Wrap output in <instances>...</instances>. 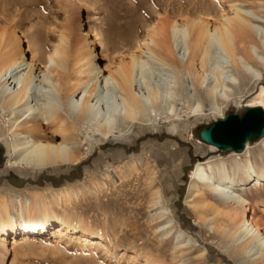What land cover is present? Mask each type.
<instances>
[{
    "label": "bare ground",
    "instance_id": "bare-ground-1",
    "mask_svg": "<svg viewBox=\"0 0 264 264\" xmlns=\"http://www.w3.org/2000/svg\"><path fill=\"white\" fill-rule=\"evenodd\" d=\"M31 8L29 2L19 4L18 10L4 19L7 27L0 29V118L11 139L5 164L21 169L20 175L26 170L32 174L78 163L82 129L107 139L128 123L175 115L182 97L190 101L192 115L209 111L218 114L220 120L225 117L222 106L253 85L256 91L248 94L245 107L260 108L264 113V26L259 24L264 20L238 4L230 5L229 15L221 16L218 24L202 19L189 24L174 21L170 39L175 56L165 42L155 45L151 38L141 45L139 54L130 55L128 64L119 63L112 69L96 64L106 60L105 52L99 41L95 40L96 49L93 47L86 30L81 33L72 65L63 30L53 45H46L45 25L24 32L22 28L31 18L23 14ZM33 18L46 19L43 12ZM13 29L19 30L22 51ZM250 35L256 43L247 42ZM151 65L161 72L160 84L150 85L145 80ZM191 76L199 77L198 89L192 84L188 89ZM199 89L210 102L209 110H203ZM256 143L259 148L252 149L248 142L241 154L230 153L235 158L228 162L196 163L186 192L187 200L198 197L201 205L196 207L197 217L230 246L241 264H264L262 218L256 216L257 207L247 199L252 190L264 187V136ZM61 199L69 200L70 194L58 190L55 200ZM35 203L44 205L39 221L24 220L23 214H30ZM160 203L161 197L156 204L162 216L168 214ZM45 207V201L36 197L8 200L0 196V242L13 249L43 237L50 214ZM10 209L15 215H10ZM55 221L50 229L55 243L74 234V245L81 250H107L101 238ZM171 223L169 220L166 226ZM184 242L192 241L187 236Z\"/></svg>",
    "mask_w": 264,
    "mask_h": 264
},
{
    "label": "rangeland",
    "instance_id": "rangeland-1",
    "mask_svg": "<svg viewBox=\"0 0 264 264\" xmlns=\"http://www.w3.org/2000/svg\"><path fill=\"white\" fill-rule=\"evenodd\" d=\"M25 2L32 8L23 14L24 18H31L22 28L24 32L45 25L46 45H53L63 30L72 65L74 53L81 45V33L86 30L93 47L96 49L99 41L105 52L106 60L96 61L103 69L128 64L130 55L139 54L141 45L151 38L155 45L165 42L175 56L170 39L174 21L189 24L202 19L218 24L221 16L229 15L234 3L264 20V0H0V29L7 27L4 19ZM40 12L45 20L32 19ZM13 31L22 51L24 43L19 30ZM250 36L247 42L256 43ZM262 73L264 86V70ZM144 76L150 85L162 81L156 65H151ZM190 78L187 86L192 84L198 89L199 77ZM247 87L249 93L242 90L222 106L223 117L244 113L248 94L256 91L253 85ZM197 94L203 110H209L210 102L200 89ZM189 106L190 101L182 97L175 115L128 123L107 139L82 129L78 163L32 174H26L31 172L26 170L22 176L18 172L21 169L5 164L11 153V139L0 118V196L8 200L16 196L36 197L45 201L50 213L49 230L40 239L13 249L0 242V264H241L230 246L197 217L195 210L201 205L198 197H191L190 202L186 198L196 163L228 162L235 158L230 153H236L220 152L199 141L197 131L220 117L209 111L192 115ZM256 141L249 142L252 149L260 147ZM138 161V165L134 164ZM58 190L69 193L70 199L55 200ZM159 197L160 205L169 210L163 216L156 204ZM247 199L257 207L255 214L262 218L264 228V187L252 190ZM43 207L36 204L30 214H23V219L37 223ZM9 212L15 215L12 209ZM54 220L101 238L107 250H81L74 245V234L55 243L50 236ZM169 220L172 223L167 227ZM16 227L22 228L18 221ZM187 236L192 241L189 244L184 242ZM15 237L19 239L18 234Z\"/></svg>",
    "mask_w": 264,
    "mask_h": 264
},
{
    "label": "water",
    "instance_id": "water-1",
    "mask_svg": "<svg viewBox=\"0 0 264 264\" xmlns=\"http://www.w3.org/2000/svg\"><path fill=\"white\" fill-rule=\"evenodd\" d=\"M263 136L264 113L260 108H247L242 115L227 114L197 131L199 141L224 153H241L246 143Z\"/></svg>",
    "mask_w": 264,
    "mask_h": 264
}]
</instances>
